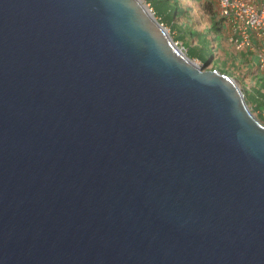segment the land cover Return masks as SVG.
Listing matches in <instances>:
<instances>
[{
  "label": "water",
  "instance_id": "obj_1",
  "mask_svg": "<svg viewBox=\"0 0 264 264\" xmlns=\"http://www.w3.org/2000/svg\"><path fill=\"white\" fill-rule=\"evenodd\" d=\"M0 264H264V124L140 0H0Z\"/></svg>",
  "mask_w": 264,
  "mask_h": 264
},
{
  "label": "rangeland",
  "instance_id": "obj_2",
  "mask_svg": "<svg viewBox=\"0 0 264 264\" xmlns=\"http://www.w3.org/2000/svg\"><path fill=\"white\" fill-rule=\"evenodd\" d=\"M172 1L170 0L169 3H166L165 0H152L154 4L153 7V5H149L148 1L143 0L148 9L153 7L154 9L152 10L158 12L159 15H154L158 21H160L159 17H162L166 11L171 12L174 10L175 4ZM177 1H179V8L183 12L182 16L175 20L172 28L169 23L162 20L164 22L163 26L168 30L171 39L177 43V46L184 49L186 55H188L189 49L197 50V53L199 55L203 54L206 60H209L210 56L214 54V67H212L211 64L204 65L201 60L199 61L198 59L192 60L197 62L204 71H221L224 75L235 77L238 81V85H243L242 88L245 91V100H247L246 102L251 110L252 107L250 105L261 104V92H264V75L261 73H254L251 63L248 64L247 70L243 73L241 66L244 64V61L238 60V57L233 54L232 47L226 45L224 37L220 34L215 35V37L211 36V33L206 29L210 24L206 4L196 2L195 0ZM173 15H175V12H173ZM180 31L185 33L186 36L182 35ZM191 31L198 33V35L204 34V36L199 38V40L197 38L191 39L187 35L190 34ZM226 57L230 59L231 66L226 63ZM219 58L224 62V65L221 64ZM254 114L257 118L258 116L261 118L260 115L257 116L256 113ZM261 119L264 121L263 118ZM262 123L264 124V122Z\"/></svg>",
  "mask_w": 264,
  "mask_h": 264
},
{
  "label": "built area",
  "instance_id": "obj_3",
  "mask_svg": "<svg viewBox=\"0 0 264 264\" xmlns=\"http://www.w3.org/2000/svg\"><path fill=\"white\" fill-rule=\"evenodd\" d=\"M202 3L212 6L226 45L232 47L239 61H244L241 66L243 73L251 63L254 73L264 75V0H202ZM149 10L154 15L152 8ZM211 36L215 37L214 34ZM226 60L231 66L230 59ZM229 77L238 84L235 77ZM242 86L239 85L244 94ZM261 94V104L264 105V92ZM253 112L264 119V108H257Z\"/></svg>",
  "mask_w": 264,
  "mask_h": 264
},
{
  "label": "trees",
  "instance_id": "obj_4",
  "mask_svg": "<svg viewBox=\"0 0 264 264\" xmlns=\"http://www.w3.org/2000/svg\"><path fill=\"white\" fill-rule=\"evenodd\" d=\"M146 1L149 2V5H153V7H154L152 0H146ZM165 1H166V3L170 2V0H165ZM195 1L199 2V3L202 2V0H195ZM172 2L175 4L174 10L171 12L166 11L163 16L161 15L162 17H159V20H160L159 23L160 24H163L164 22L162 20H164L166 23H169L171 25V28L174 26L175 20H177L183 14V12L179 8V1L173 0ZM153 7H152V9H154ZM206 7H207V13L209 15V23H210L206 29L211 34H214V35L220 34L221 33V27H220L217 16H216L212 6L209 4H206ZM153 12H154V15L157 16L158 12L157 11H153ZM173 12H175V15H173ZM181 33H182V35L186 36L185 33H183V32H181ZM187 35L191 39L197 38L198 40H199V38H202L204 36V34L198 35V33H194L192 31L190 32V34H187ZM187 57L190 58L191 60L192 59H198L199 61L201 60V62L204 65L205 64H211V66L214 67V63H213L214 54L210 56L209 60H206L203 54L199 55L197 53V50L189 49ZM219 60H220L221 64L224 65V62L220 58H219ZM212 71H214V70H212ZM219 72L222 73L221 71H219ZM255 107L261 109V108H264V105L263 104H256ZM256 108H253L252 111H255ZM258 120L264 122L259 116H258Z\"/></svg>",
  "mask_w": 264,
  "mask_h": 264
},
{
  "label": "crops",
  "instance_id": "obj_5",
  "mask_svg": "<svg viewBox=\"0 0 264 264\" xmlns=\"http://www.w3.org/2000/svg\"><path fill=\"white\" fill-rule=\"evenodd\" d=\"M255 105H256V104H252V105H250V106H251L252 109H253V108H256ZM256 109H257V108H256Z\"/></svg>",
  "mask_w": 264,
  "mask_h": 264
},
{
  "label": "bare ground",
  "instance_id": "obj_6",
  "mask_svg": "<svg viewBox=\"0 0 264 264\" xmlns=\"http://www.w3.org/2000/svg\"><path fill=\"white\" fill-rule=\"evenodd\" d=\"M140 1L144 4L143 0H140ZM144 5H145V4H144ZM194 63H195L196 65H198L197 62L194 61Z\"/></svg>",
  "mask_w": 264,
  "mask_h": 264
}]
</instances>
